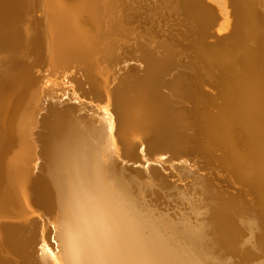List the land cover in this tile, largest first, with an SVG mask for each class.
I'll return each instance as SVG.
<instances>
[{"label": "bare ground", "instance_id": "bare-ground-1", "mask_svg": "<svg viewBox=\"0 0 264 264\" xmlns=\"http://www.w3.org/2000/svg\"><path fill=\"white\" fill-rule=\"evenodd\" d=\"M25 2L0 0V60L10 57L15 67L28 68L24 78L39 65L49 66L52 74L72 73L66 75L76 95L112 112V145L139 161L118 165L101 115L69 104L70 92L60 103L44 91L51 114L40 120L43 144L33 138V104L19 115L13 136L22 100L1 92L0 264H48L45 254L51 264H187L177 243L196 264L233 263L212 258L215 250L240 258L239 263L254 252L264 255V11L259 0H233L240 30L232 51L206 46L214 16L197 0ZM37 8L44 9L41 20L33 17ZM220 8L226 15L224 3ZM132 54L142 68L124 71L135 62ZM209 85L218 89L217 100L204 91ZM152 134L156 139L146 154L141 144ZM165 153L194 156L206 173L200 185L208 219L193 207L176 218L169 209L158 212L175 240L154 224L148 204L160 189L185 194L168 182L166 161L151 159ZM177 169L180 177L191 176ZM253 184L260 188L253 190ZM32 212L39 213L40 222ZM251 234L256 237L248 241Z\"/></svg>", "mask_w": 264, "mask_h": 264}, {"label": "rangeland", "instance_id": "rangeland-1", "mask_svg": "<svg viewBox=\"0 0 264 264\" xmlns=\"http://www.w3.org/2000/svg\"><path fill=\"white\" fill-rule=\"evenodd\" d=\"M208 1L211 4H213L218 9V11H219L218 15L221 18V22L219 23L220 27H218L219 32L217 31V33L220 34V31H223V33H226L227 32V31H225L226 23L233 21V17H232V13H233L232 11L233 10H230V1L229 0H208ZM223 3H224V6L226 7L225 9L227 10L228 16H226L227 14L224 15V12L221 11L222 9L220 7L222 6ZM259 3L261 4V7H263V11H264V0H259ZM231 6H232V4H231ZM225 13H226V11H225ZM44 15H45V12H44L43 8L42 9L41 8H37V9H35V11H33V17L36 20L37 19L38 20L43 19L45 17ZM223 24L225 26H222ZM221 26L223 28L224 27L225 28L223 29ZM173 35H177V32H173ZM191 40L190 39L186 40L185 44H187V43L190 44ZM187 41H190V42H187ZM132 55H133L132 56L133 57V61H135V62H132V64L125 65L126 67L124 66V68H123L124 71H131V70L138 71V70H141L142 65L136 61L138 59L136 57L137 55L136 56H134L135 54H132ZM189 59H191V57H189ZM189 59L186 58L185 59L186 61H184V62H189L188 61ZM36 68H37L36 72L34 71V73H33V75L31 77L24 78V76H26V71H28V68H26V70H25V68L23 70H20L18 67H15L14 66V59L10 58V57H6V58L0 60V93L5 91L7 94H9V95L11 94L13 96V97H11V95L10 96L7 95V96H9L8 98H14V95H16V96L19 95L18 97H21V100H22L21 103L23 104L21 111L18 110L20 113L17 114L18 112H16L15 118H14L13 123H12L13 136L17 135V132H18L17 130L19 129V124H18L19 115L22 114L26 110L25 108H27V106L29 104H33L34 107H36V110H37V111H35V116L32 119V121H34V122H31V128H32V131L34 132V137L33 138L36 139L37 142L41 143V140H42V127L40 126V120H42L46 116H48L46 114L47 112H48V114H51V112L49 113L50 110H48V109L46 110V105L50 104L49 103L50 102V99H49L50 97L46 96V94H45L46 91L49 93V95H52L54 98H57V100H60V101H58L60 103H61V99H60L61 96L64 93H69L70 92V93H72L71 95H72L73 102L69 103V104H74V105H77V106H85V108L89 112V113L86 112V114L94 115V116L101 115V119L106 124L107 130H108L109 142H110V145H111V149H113L112 150V158L114 159V161L118 165H121V164L131 165L134 162H137L138 156H136L137 157V158H135L136 160L135 159L134 160H130L127 157L123 156L121 153H119L120 151L116 147H114L112 145L111 138H112V133L113 132L112 133L110 132V131H112V126L111 125L113 124L112 112L110 111V109H108L106 106H104L103 103L101 104L100 102H95L94 100L89 99V98H85L84 99V98L80 97L79 94L76 95L77 92H74L75 89L72 88V86H71L72 84H70V82L68 80V77H71L72 73L65 72L66 74H69L70 76L64 74L63 72L52 74L50 72V70H49V66H47V65H39ZM44 91H45V93H44ZM13 92H16V94L13 93ZM34 92L35 93L38 92L37 94L39 96L37 95V98L35 99L37 101H35V100H33L31 98L33 96ZM16 96H15V98H16ZM38 98H39V100H38ZM33 101H35V102H33ZM183 103H181V105L185 106V107H189L188 104L192 105L191 103H188V102H183ZM190 107H192V106H190ZM81 114H83V113H80V115ZM35 117H36V119H35ZM36 120H38V121H36ZM35 121L39 122V124H37ZM136 143H138V144L140 143L138 139L136 140ZM41 144H43V143H41ZM138 144L136 145V147H138ZM15 150H16V148H15ZM15 150H13L12 152L9 151L7 153L8 155L4 158L5 162L9 161L12 158ZM165 155H168L169 159H165V157H164ZM184 156L185 157L182 156L181 158H178V156H173L172 157L169 154L165 153V154H159V155H156L154 157H151V159L155 160V161L156 160L157 161H166V163L163 166V168H164L165 175L168 177V180H169L168 182L171 183V184L176 185L182 191L185 192L184 195L180 194L181 197H179L178 193H177V195H178L177 196V195H175L176 192L174 194L173 191H170L171 192L170 193L168 191H164L165 189L164 190L160 189L159 192H156V196H158V197L155 200V202L157 201L156 202L157 204H155V202H153L154 198L149 200L150 202L148 203L149 204V208H151L152 217H153V219H155L154 220L155 221L154 224H159L160 226H162V224L159 222V219H157L158 212L159 211H166L167 212V209H169V211H172L170 213V217H173V218H176L175 216L181 215L182 211H183V213L186 214V213H188V211H192L193 208H196L197 211L198 210L200 211V209H202L201 211H204L203 215L206 216L207 219L209 218V216H207L206 213H205V209L206 210L208 209L207 205L203 204V203H205V201H202L204 199V197H203V186H204V184L200 185L201 183H203L202 182V181H204L203 177L205 176L206 173H204L200 163L198 162V159L194 158V156H191L189 154L188 155H184ZM179 167H182V168L188 170L189 173L191 174V176L188 177V178L184 177L185 178V180H184L183 177L179 176L180 172L177 169ZM193 175H194V177H193ZM194 179H196V180H194ZM190 183H192V185ZM196 183L199 185V189H197L198 186H197ZM189 184L192 186L191 189H190L191 186L189 187ZM256 184H257V182H256ZM222 185H225V184H222ZM253 185H255V184H253ZM258 185H259V183H258ZM258 185L257 186L255 185L256 187L254 186L253 190H254V188L255 189L260 188V186H258ZM201 186H202V188H201ZM188 187H189V190H187ZM261 188H262V186H261ZM191 190H192V192L190 193ZM193 190H195V191H193ZM257 191L261 192V189L257 190ZM190 195L191 196L193 195L192 198H191ZM158 198H160V199H158ZM248 199L252 200V198H250V197ZM181 200H182V202H181ZM158 201L160 203H158ZM185 201H186V203H185ZM162 203H164V205ZM184 203H185V206H184ZM32 215H33L32 217L35 220H37V222L41 221L39 213L32 212ZM206 217H205V219L204 218L203 219L207 220ZM191 220H193V221H196V220L200 221L201 220V222H202V218L196 219V218L193 217ZM161 232L166 234V235H168L172 240H175L174 236L172 237V234H170V232L167 229H165L163 226H162ZM251 235H250L251 238L247 237V238H249V239H247L248 241L250 239L252 240L253 234H251ZM255 237L256 236L254 234V238L253 239H255ZM245 240H246V238H245ZM39 243H40L39 238H37L35 240V242H34V245H33L34 246V250L38 251V249L40 247ZM48 244L50 245V243H48ZM177 245H178V249H179L181 255L183 256V258H185L187 264H196V263L192 262V260L188 256V254L181 248V246H179L178 243H177ZM213 252H215V253H212V255L214 254L212 256V258H216L217 260L227 259V260H230V263L233 261V263H231V264L239 263V259L240 258H238V257L237 258H234V257L233 258H227L226 256L221 255V253H218L216 250L213 251ZM254 253L256 255H253L254 258L252 257L255 260H253L251 258L252 259V263L250 262L251 259H249V260H247L248 262H243L242 260H240L241 263H239V264H263L264 255H257V254H260V253H256V252H254ZM45 255L47 257L46 259L48 261V264H51L50 257L47 254H45ZM216 255H218V256L216 257ZM220 256L221 257L223 256V257L221 258ZM213 264H217V263H213Z\"/></svg>", "mask_w": 264, "mask_h": 264}, {"label": "water", "instance_id": "water-1", "mask_svg": "<svg viewBox=\"0 0 264 264\" xmlns=\"http://www.w3.org/2000/svg\"><path fill=\"white\" fill-rule=\"evenodd\" d=\"M26 1L25 3L28 2V0H24ZM230 1V10L234 9V13H232V17L234 19L233 24L231 29L224 33V34H218L217 33V28L219 23L221 22V18L219 17L218 13V9L211 4L208 0H197V2H199V4L207 11L211 12L213 14V18H214V22H213V26L211 27L205 42H206V46L209 48H216V49H222L225 48V50H229L232 51L236 48L235 43L238 41L239 39V30H240V26H239V22H238V18L237 16H235V11L237 12V8L235 10V7L233 8V6H231V4H233V0H229ZM233 12V11H232ZM21 20H23V22L27 21V10H23L21 13ZM24 33V32H23ZM23 38H25L24 34ZM29 56V55H28ZM28 58V57H27ZM28 60H30V57L28 58ZM204 91L206 93H209L210 95L216 97L218 94V89L212 85L209 86H205L204 87ZM217 100V97H216ZM155 122L158 123L157 125H161L162 121L159 120V117L156 115L155 116ZM154 139H156L154 137V134L152 135H147L146 139L144 140V142L141 144V146L144 147V151L145 153H149L150 148H152L153 141ZM165 159H169L168 155L164 156Z\"/></svg>", "mask_w": 264, "mask_h": 264}]
</instances>
